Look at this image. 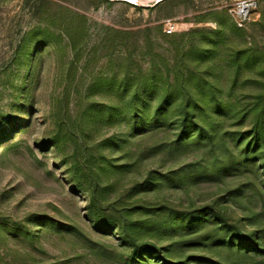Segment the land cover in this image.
<instances>
[{"label":"trees","instance_id":"obj_1","mask_svg":"<svg viewBox=\"0 0 264 264\" xmlns=\"http://www.w3.org/2000/svg\"><path fill=\"white\" fill-rule=\"evenodd\" d=\"M222 29L219 22L212 37L191 30L202 38L190 57L167 58L174 73L164 65L163 82L137 78L126 99L93 96L112 89L115 79L85 88L83 70L69 66L66 85L44 116L36 143L52 153L67 188L85 202L92 228L119 238L124 264H264V87L242 105L219 97L218 81L209 75L217 67L210 60L225 42ZM37 51L20 46L14 54L19 67L21 54L31 59ZM232 56L235 68L255 63L250 48ZM126 83L121 78L115 89L124 91ZM23 94L15 99L18 116L0 114V141L31 126L36 102L27 105ZM194 150L195 157L182 156ZM200 181L223 184L206 204L173 198V189L188 192ZM25 222L24 234L33 240L40 228L31 225L79 230L40 213ZM108 247L102 242L91 249L102 254Z\"/></svg>","mask_w":264,"mask_h":264},{"label":"rangeland","instance_id":"obj_2","mask_svg":"<svg viewBox=\"0 0 264 264\" xmlns=\"http://www.w3.org/2000/svg\"><path fill=\"white\" fill-rule=\"evenodd\" d=\"M243 5L249 6L248 18L239 26ZM219 22L225 42L210 60L217 67L209 76L218 81L219 97L242 105L264 87V0H0V114H20L15 99L21 92L27 105L36 102L31 126L0 141V264H124L119 238L92 228L85 202L67 188L52 153L36 143L46 128L44 116L64 89L69 66L83 70L85 88L100 78L115 79L112 89L94 90L93 96L126 99L137 78L163 82L164 65L173 74L167 58L190 57L188 51L202 38L191 30L204 29L212 37ZM22 45L38 53L31 59L21 54L19 67L14 54ZM248 48L255 63L235 68L232 53ZM123 77L126 89L116 90ZM231 181L232 176L224 178ZM218 183L223 184L200 181L188 192L171 194L202 205L214 198ZM36 213L70 221L79 230L31 225L40 228L33 240L24 234V224ZM102 242L108 251L91 249Z\"/></svg>","mask_w":264,"mask_h":264},{"label":"built area","instance_id":"obj_3","mask_svg":"<svg viewBox=\"0 0 264 264\" xmlns=\"http://www.w3.org/2000/svg\"><path fill=\"white\" fill-rule=\"evenodd\" d=\"M248 9L249 6L243 5L241 6V8H239L238 12H237V22L239 24V26H242L244 22H246L247 18H248Z\"/></svg>","mask_w":264,"mask_h":264}]
</instances>
